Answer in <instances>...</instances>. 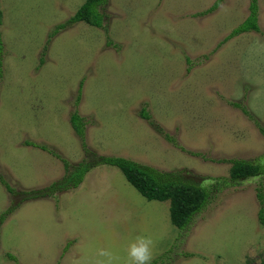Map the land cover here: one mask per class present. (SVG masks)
<instances>
[{"label": "rangeland", "instance_id": "1", "mask_svg": "<svg viewBox=\"0 0 264 264\" xmlns=\"http://www.w3.org/2000/svg\"><path fill=\"white\" fill-rule=\"evenodd\" d=\"M85 1L0 0V175L20 192L0 181V215L14 209L0 228V264H96L100 249L128 264L140 234L155 241L157 264H264V173L232 181V164L218 161L264 165V134L234 105L264 126V0L261 31L223 44L251 0H222L203 15L216 0H109L103 28L78 22L51 36ZM75 110L87 149L71 124ZM102 155L175 172L206 188L208 201L179 229L169 200H148L104 164L77 189L23 194L63 177L64 159Z\"/></svg>", "mask_w": 264, "mask_h": 264}, {"label": "trees", "instance_id": "2", "mask_svg": "<svg viewBox=\"0 0 264 264\" xmlns=\"http://www.w3.org/2000/svg\"><path fill=\"white\" fill-rule=\"evenodd\" d=\"M222 0H216L213 6L206 11L200 12L201 15L209 13L217 8ZM109 4V0H86L65 22H62L55 26L51 32V36L59 33L62 30H66L68 27L78 23L85 22L91 26L98 28H103L107 22L108 15L105 11V7ZM250 14L246 20L236 27L221 44L225 43L229 39L238 36L244 32L249 31H261L258 14H259V1L251 0L249 5ZM3 23V11L0 8V26ZM109 45L114 44L112 40L108 41ZM220 44V45H221ZM3 38L0 30V78L3 76ZM189 60V59H188ZM43 61V59H42ZM84 80L81 81L83 85ZM82 86H80L81 88ZM82 93V92H81ZM81 93L79 94L77 100L80 101ZM235 106L240 107L243 112L248 115L252 120H254L261 132L264 134V126L259 123V121L254 117L249 109L241 104L234 103ZM143 118L150 120L151 124L156 127L161 133H164L165 137L174 144H177L176 139L170 134L164 131L163 128L157 126L152 120L151 115L146 109H143L141 112ZM71 124L75 132L83 140V147L86 148L85 144V118L75 110L71 114ZM31 144V142H28ZM35 145L34 143H32ZM38 146V145H36ZM44 150L50 151L52 154L60 158V155L54 150H51L46 145L40 146ZM193 154H197L192 152ZM65 167V174L60 179L54 181L49 186L35 190H26L23 191V194H26L29 199H35L38 197H46L50 195H55L56 193L66 192L70 190L77 189L84 182L87 174L97 165L104 164L112 167H117L124 174L126 179L148 200H159L171 202L170 206V215L171 221L174 226L179 229H185L189 226L194 216L199 213L206 205L209 192L206 188L201 187L197 184L186 182L182 179L181 175L170 172V171H161L152 167L150 165L141 164L139 162L130 160L121 156H106L102 155L99 157L98 161L89 160L82 161L77 164L72 163L68 159L62 160ZM219 162H230L232 164L230 171V179L232 181L241 180L250 176H255L260 173H264V165L253 161L245 159H221ZM0 181L7 188V190L12 194L20 193L11 186L1 175ZM258 198L264 202V194L262 190L258 193ZM14 211L13 207L7 208L4 213L0 215V228L5 222L9 213ZM259 217L264 221V208H261L259 211ZM12 257V256H9ZM158 259L152 261L151 264H157Z\"/></svg>", "mask_w": 264, "mask_h": 264}, {"label": "clouds", "instance_id": "3", "mask_svg": "<svg viewBox=\"0 0 264 264\" xmlns=\"http://www.w3.org/2000/svg\"><path fill=\"white\" fill-rule=\"evenodd\" d=\"M155 241L150 237L143 234L136 235L127 246L128 264H151L153 258L152 251ZM100 259L96 264H113V254L106 249H100L98 252ZM75 264H80L76 261Z\"/></svg>", "mask_w": 264, "mask_h": 264}]
</instances>
